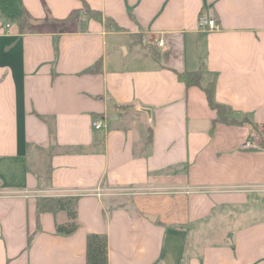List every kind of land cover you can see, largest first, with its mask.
I'll return each mask as SVG.
<instances>
[{
	"label": "crops",
	"instance_id": "crops-1",
	"mask_svg": "<svg viewBox=\"0 0 264 264\" xmlns=\"http://www.w3.org/2000/svg\"><path fill=\"white\" fill-rule=\"evenodd\" d=\"M85 1L120 28L0 0V264H85L90 233L108 264H264V0ZM46 195L76 198L73 232Z\"/></svg>",
	"mask_w": 264,
	"mask_h": 264
},
{
	"label": "trees",
	"instance_id": "trees-1",
	"mask_svg": "<svg viewBox=\"0 0 264 264\" xmlns=\"http://www.w3.org/2000/svg\"><path fill=\"white\" fill-rule=\"evenodd\" d=\"M82 1V10L73 11L66 19L60 20V28H66L71 21L76 18L78 13H82L83 16L92 17L98 21H102L108 28L119 29L118 25L109 17H103L102 13L98 10L92 9L86 3ZM20 28L24 29L25 25L30 22V16L24 12L22 17L15 20ZM93 68H88L87 71H91ZM180 81L184 82L185 85H197L201 86L202 73L196 71H182L177 74ZM206 98L210 107L216 110L218 120L224 123L235 122L230 118L229 113L231 112L230 107L220 104L215 101L213 95V83L210 82L204 87ZM76 198H68L66 196H40L36 199V211L37 213L42 212H57L59 210H65L70 218V221L64 225H56V231L62 234H70L76 227V209H75ZM31 236V235H30ZM31 237H29L30 239ZM85 264H108L107 258V237L105 234L90 233L86 237V263Z\"/></svg>",
	"mask_w": 264,
	"mask_h": 264
},
{
	"label": "built area",
	"instance_id": "built-area-1",
	"mask_svg": "<svg viewBox=\"0 0 264 264\" xmlns=\"http://www.w3.org/2000/svg\"><path fill=\"white\" fill-rule=\"evenodd\" d=\"M198 25L199 27L205 28V29H215L218 27L216 21L212 18L205 17L201 15L198 20ZM158 46L163 45V41L161 39L158 40L157 42ZM94 129H100L102 127V122L100 120H96L92 123ZM257 140L259 141V137L256 135H251L248 137L244 143L243 147L244 148H257L259 145L257 144Z\"/></svg>",
	"mask_w": 264,
	"mask_h": 264
},
{
	"label": "rangeland",
	"instance_id": "rangeland-1",
	"mask_svg": "<svg viewBox=\"0 0 264 264\" xmlns=\"http://www.w3.org/2000/svg\"><path fill=\"white\" fill-rule=\"evenodd\" d=\"M230 115V114H229Z\"/></svg>",
	"mask_w": 264,
	"mask_h": 264
}]
</instances>
